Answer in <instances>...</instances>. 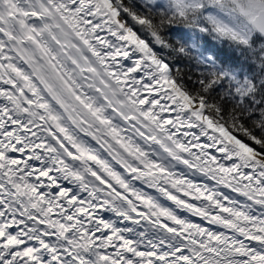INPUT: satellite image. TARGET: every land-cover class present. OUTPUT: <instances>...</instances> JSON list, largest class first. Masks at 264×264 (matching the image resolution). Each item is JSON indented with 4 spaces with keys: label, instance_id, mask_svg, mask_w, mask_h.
Listing matches in <instances>:
<instances>
[{
    "label": "snow or ice",
    "instance_id": "6c2138e0",
    "mask_svg": "<svg viewBox=\"0 0 264 264\" xmlns=\"http://www.w3.org/2000/svg\"><path fill=\"white\" fill-rule=\"evenodd\" d=\"M0 264H264V0H0Z\"/></svg>",
    "mask_w": 264,
    "mask_h": 264
}]
</instances>
